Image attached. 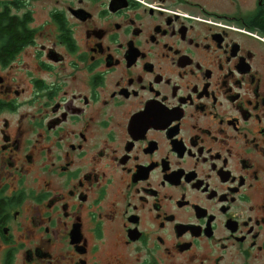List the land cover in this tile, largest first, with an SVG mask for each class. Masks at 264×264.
Returning <instances> with one entry per match:
<instances>
[{
	"label": "flooded vegetation",
	"instance_id": "flooded-vegetation-1",
	"mask_svg": "<svg viewBox=\"0 0 264 264\" xmlns=\"http://www.w3.org/2000/svg\"><path fill=\"white\" fill-rule=\"evenodd\" d=\"M0 30V264H264V0H0Z\"/></svg>",
	"mask_w": 264,
	"mask_h": 264
},
{
	"label": "trees",
	"instance_id": "trees-1",
	"mask_svg": "<svg viewBox=\"0 0 264 264\" xmlns=\"http://www.w3.org/2000/svg\"><path fill=\"white\" fill-rule=\"evenodd\" d=\"M0 31H3V30H0ZM14 45V43H8V45L4 48V47H2V52H6V51H8L12 46ZM8 48V49H7Z\"/></svg>",
	"mask_w": 264,
	"mask_h": 264
}]
</instances>
